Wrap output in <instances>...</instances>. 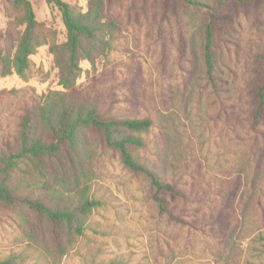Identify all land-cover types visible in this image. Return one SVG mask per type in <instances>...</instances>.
<instances>
[{"label":"rangeland","instance_id":"obj_1","mask_svg":"<svg viewBox=\"0 0 264 264\" xmlns=\"http://www.w3.org/2000/svg\"><path fill=\"white\" fill-rule=\"evenodd\" d=\"M12 1L0 0V30L9 24L15 34L21 28L9 23L17 13ZM30 1L37 20L62 41L65 29L58 9L45 0ZM64 1L83 11L87 8V0ZM120 13L126 14L122 8ZM161 13L157 2L154 11L144 13V20L123 18V31L105 64L97 58L93 69L82 61L77 87L99 82L102 94L117 99L119 111L155 119L149 158L157 160L163 146L162 154L176 163L174 174L188 192L174 211L183 220L159 212L147 181L127 171L117 154L109 153L98 160L92 180V197L98 204L88 215L83 234L64 255L38 250L20 220L0 209V259L15 255L19 264H245L254 252L250 247L260 222L257 194L249 192L252 177L246 161L253 137L247 125L259 68L257 54L264 45V20L255 25L237 13L232 33L219 40L222 90L217 95L202 73L200 32L205 11L173 0L170 17L175 23H167ZM180 35L185 37L184 55H178ZM31 59L28 81L16 73L0 76V90L6 91L0 99V143L31 98L62 89L47 44L39 46ZM11 89L14 92L8 93ZM44 241L49 249L50 241Z\"/></svg>","mask_w":264,"mask_h":264},{"label":"trees","instance_id":"obj_2","mask_svg":"<svg viewBox=\"0 0 264 264\" xmlns=\"http://www.w3.org/2000/svg\"><path fill=\"white\" fill-rule=\"evenodd\" d=\"M45 2L61 14L65 29L62 41L37 20L30 0L12 1L17 13L9 23H17L20 31L13 34L9 24L5 31L0 30V76L16 73L28 81L31 55L47 44L62 88L31 98L21 107L13 130L2 138L0 209L20 220L28 240L38 250H50L55 257L64 255L83 234L88 215L98 204L92 197V180L100 157L111 153L117 154L127 171L147 181L159 212L182 221L174 211L176 202L185 200L188 192L174 174L176 163L162 154L163 146L157 160L149 158V135L156 126L155 119L119 111L117 99L108 92L102 94L99 82L77 87L82 61H88L93 69L97 58L105 64L108 51L114 49L123 31V18L135 23L144 20V13L154 11L160 2L164 20L175 23L170 17L173 0H87L85 11L64 0ZM177 2L206 13L200 32L202 73L212 93L221 95L218 42L232 33L237 13L255 25L263 24L264 0ZM120 8L126 14L120 13ZM184 39L180 35L178 55L187 51ZM257 58L259 68L253 78V105L247 125L253 139L246 165L252 177L249 192L257 194L260 224L250 247L254 252L248 254L245 264H264V45ZM5 92L0 90V99ZM13 92L11 89L8 93ZM188 168V164L184 166V174H188ZM44 238L51 243L49 249L44 246ZM0 264L19 261L15 255H8L0 259Z\"/></svg>","mask_w":264,"mask_h":264}]
</instances>
